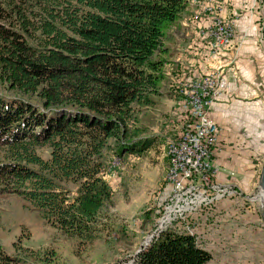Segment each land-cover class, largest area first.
Instances as JSON below:
<instances>
[{
  "label": "trees",
  "instance_id": "16d2710c",
  "mask_svg": "<svg viewBox=\"0 0 264 264\" xmlns=\"http://www.w3.org/2000/svg\"><path fill=\"white\" fill-rule=\"evenodd\" d=\"M187 0H1L0 82L36 97L0 98V186L29 202L51 227L80 244L99 232L112 191L100 176L103 150L127 136L134 105L150 106L163 79L165 32ZM139 136V131L130 134ZM129 135V136H130ZM148 139L122 143L143 155ZM48 147V159L37 149ZM78 184L69 198L62 183ZM15 260V259H13ZM194 235L166 229L136 264H207Z\"/></svg>",
  "mask_w": 264,
  "mask_h": 264
},
{
  "label": "rangeland",
  "instance_id": "374dc122",
  "mask_svg": "<svg viewBox=\"0 0 264 264\" xmlns=\"http://www.w3.org/2000/svg\"><path fill=\"white\" fill-rule=\"evenodd\" d=\"M187 1L179 19L167 28L162 51L155 57V60L163 61V79L158 93L151 97L153 103L150 106L134 105L130 132L126 137L125 133H120L119 140H109L103 150L100 176L111 188L112 198L100 213L95 240L80 244L76 239L65 237L29 202L16 193L3 191L0 186V264H136L137 252L141 246L151 243L152 234L166 229L185 232L189 228L193 231L186 226L190 216L202 209L211 213L221 205L224 207L222 214L228 216L238 208L237 218H234L235 231L232 242L208 247L213 251L224 249L215 253L213 261L208 263L264 264V201L259 188L264 161V117H259L255 124L252 116L251 129L244 126L238 133L243 140L242 151L249 150L257 163L255 177L240 182L243 188L249 187L246 189L249 192L232 186L223 200L201 207L184 220L173 221L174 207L166 211L171 190L167 184L173 179L170 172L173 152L169 141L181 133L183 115L179 104H185L184 84L193 78L206 77L205 56H202V43H205L198 34L204 30L207 33L208 28H213V22L225 19L233 26L232 38L235 39L238 30L235 20L244 21V14L249 12L258 16L260 25L256 35H260L258 43L264 44V0H215V3L222 2L221 11L215 8L213 0ZM0 98L23 100L35 108H42L36 97L20 95L1 82ZM135 129L139 131L137 137L130 135ZM145 139H149L152 146L143 155H118L122 143ZM37 152L48 159V147L39 148ZM6 157L5 149L0 148V162H6ZM62 187L69 198L75 197L77 183L64 182ZM218 256L225 259L215 261Z\"/></svg>",
  "mask_w": 264,
  "mask_h": 264
},
{
  "label": "crops",
  "instance_id": "0c3cea01",
  "mask_svg": "<svg viewBox=\"0 0 264 264\" xmlns=\"http://www.w3.org/2000/svg\"><path fill=\"white\" fill-rule=\"evenodd\" d=\"M254 1L257 2V0ZM244 16V21L239 18L235 20L238 30L231 49L221 54L220 64H224L226 90L216 99L211 109V118L221 129L212 162L218 169L215 176L217 183L229 184L243 192H249L246 190L249 187L243 188L240 182L255 177L257 163L252 159V153L249 150L242 151L243 140L238 133L244 126L251 129L252 116L254 121L256 120L255 124L258 123L259 117H264V44L258 43L260 35H256L260 25L258 16L249 12ZM200 33L198 38L205 43H202V56H205L203 62L206 73L209 60L207 59L208 39L206 30ZM230 65L231 71H228L227 68ZM233 148H237L238 151L234 149L231 152ZM221 209H224L222 205L211 213L202 209L188 216V225H186L193 229L199 246L212 254L211 261L213 257L215 258V253L219 254L224 249L219 248L213 251L208 247L232 242L231 237L235 231L234 218H237L235 214L238 208L231 216L223 215ZM195 220L197 222H194ZM200 242L204 245H200ZM221 259L225 257L218 256L215 261Z\"/></svg>",
  "mask_w": 264,
  "mask_h": 264
},
{
  "label": "built area",
  "instance_id": "2783aa9c",
  "mask_svg": "<svg viewBox=\"0 0 264 264\" xmlns=\"http://www.w3.org/2000/svg\"><path fill=\"white\" fill-rule=\"evenodd\" d=\"M213 2L221 11V3ZM229 34V22L225 19L223 29H215V23L212 29L208 28L209 70L205 78H193L184 84L185 104H179L183 115L181 133L169 141L174 153V167L171 184H167L171 190L166 211L174 207L173 221L184 220L201 207L223 200L232 190L231 185L215 181L218 169L212 160L220 129L211 118L216 99L226 90L224 64H220V60L221 54L232 47ZM227 70L231 71V65ZM185 232L194 235L189 228Z\"/></svg>",
  "mask_w": 264,
  "mask_h": 264
},
{
  "label": "bare ground",
  "instance_id": "6f19581e",
  "mask_svg": "<svg viewBox=\"0 0 264 264\" xmlns=\"http://www.w3.org/2000/svg\"><path fill=\"white\" fill-rule=\"evenodd\" d=\"M222 10V9H221ZM215 21V20H214ZM215 23V29H223L224 26V20H217ZM234 30H233V26L229 23V42H233L234 38H232V34H233ZM172 159H171V167H170V172L173 175V167H174V153H172ZM263 197V196H262ZM263 201H264V197H263Z\"/></svg>",
  "mask_w": 264,
  "mask_h": 264
},
{
  "label": "water",
  "instance_id": "95a60500",
  "mask_svg": "<svg viewBox=\"0 0 264 264\" xmlns=\"http://www.w3.org/2000/svg\"><path fill=\"white\" fill-rule=\"evenodd\" d=\"M259 188H260V194L264 197V161H263V165H262V170H261V175H260V179H259ZM163 231V230H162ZM160 231V232H162ZM155 232V231H154ZM160 232L157 235L152 234V240L154 237H158ZM151 244V243H150ZM149 244V245H150ZM148 245V246H149ZM148 246H141V249L137 252V255L144 249H146Z\"/></svg>",
  "mask_w": 264,
  "mask_h": 264
}]
</instances>
